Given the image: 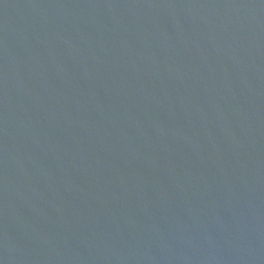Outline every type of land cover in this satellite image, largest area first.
<instances>
[{
	"label": "water",
	"instance_id": "obj_1",
	"mask_svg": "<svg viewBox=\"0 0 264 264\" xmlns=\"http://www.w3.org/2000/svg\"><path fill=\"white\" fill-rule=\"evenodd\" d=\"M0 264H264V0H0Z\"/></svg>",
	"mask_w": 264,
	"mask_h": 264
}]
</instances>
